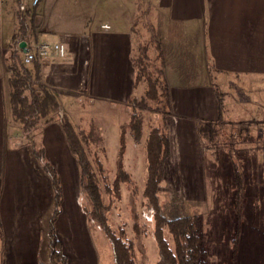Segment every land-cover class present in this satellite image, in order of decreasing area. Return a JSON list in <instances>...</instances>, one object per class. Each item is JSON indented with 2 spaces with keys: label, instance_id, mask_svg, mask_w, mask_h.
<instances>
[{
  "label": "crops",
  "instance_id": "1",
  "mask_svg": "<svg viewBox=\"0 0 264 264\" xmlns=\"http://www.w3.org/2000/svg\"><path fill=\"white\" fill-rule=\"evenodd\" d=\"M40 1L35 6L31 0L28 3L36 11L33 20L37 22ZM8 5L9 0H0V264H49L47 229L54 192L49 174L35 155L39 148L60 178L62 207L54 227L67 264H96L95 245L80 207L78 164L64 133L52 121L32 133L35 145L26 142L9 116L6 78L12 51L21 41L26 48L62 42L63 57L49 49L35 62L22 61L29 77L54 88L61 103L63 97L84 96L124 105L136 91L130 32L134 19L123 28L105 21L87 34L62 33L50 42L20 39L15 43L17 25ZM146 6L151 29L157 30L161 49H166L162 67L172 122L168 123L170 154L164 177L171 174L174 181L202 190L204 153L198 126L218 120L220 114L211 72L221 74L223 80L228 76L264 78V0H146Z\"/></svg>",
  "mask_w": 264,
  "mask_h": 264
},
{
  "label": "rangeland",
  "instance_id": "2",
  "mask_svg": "<svg viewBox=\"0 0 264 264\" xmlns=\"http://www.w3.org/2000/svg\"><path fill=\"white\" fill-rule=\"evenodd\" d=\"M22 1L29 9V0ZM19 2L9 0L7 9L16 25L15 10L19 11ZM37 9L41 17L34 34L28 36L32 43L50 42L62 33L87 34L105 21L123 28L129 19H134L132 25L135 24L138 31H130L133 39L132 59L134 55L140 54L139 47H143L154 65L163 66V51L166 49H161L157 30L151 29V15L146 0H41ZM20 12L27 18L26 10ZM17 55L23 65L21 55ZM211 82L219 100L220 114L215 125L220 135L211 150L206 151L202 147L203 189L174 181L175 176L169 173L164 177L159 192L162 212L167 216L176 213L200 216L202 243L206 251L205 264H264V78L228 76L223 80L221 74L213 71ZM142 91L143 85L137 88L136 93ZM62 103L63 111L72 121L78 123L82 120L85 127L92 122L102 133L112 171L119 161L121 128L128 130L129 108L84 96L63 97ZM162 110L164 112L156 115L144 113L145 130L149 125L162 121L169 129L168 123L172 122L170 107L165 105ZM162 116L164 119L160 118ZM38 130L39 127L34 132ZM124 135L125 164L142 174L140 146L133 143L128 131ZM236 171H239L242 182V190L238 195ZM136 182L135 189L127 185L123 187L122 196L111 203L110 214L113 224L125 223L129 237L135 233L132 229L134 220L137 226H141L143 230L134 242L138 261L140 264H155L156 242L151 233V211L142 207L141 183L138 178ZM196 195L200 197L196 198ZM79 200L82 208V199ZM86 226L90 240L95 245L96 264H116L114 244L106 232L87 218Z\"/></svg>",
  "mask_w": 264,
  "mask_h": 264
},
{
  "label": "trees",
  "instance_id": "3",
  "mask_svg": "<svg viewBox=\"0 0 264 264\" xmlns=\"http://www.w3.org/2000/svg\"><path fill=\"white\" fill-rule=\"evenodd\" d=\"M25 10L27 18L21 10L16 14L18 25L14 34L15 43L20 39L30 41L28 36L34 34L38 27L36 19L33 20L35 9ZM134 26L132 25V29L138 31ZM139 52V55L133 56L132 62L135 69V90L143 85V91L140 94L135 91L124 104L129 108L128 130L121 128L119 161L112 171L99 129L92 122L85 127L82 120L78 123L72 121L66 111H63L56 90L43 84L38 77H29L15 50L12 51L9 65L10 74L6 78L9 116L11 122L19 125L24 140L32 145H35L32 133L38 126L52 121L59 124L78 164L83 211L86 218L103 229L110 242H113L116 264H140L134 242L143 229L134 220L132 229L135 233L133 237H129L125 223L113 224L110 214L112 201L122 196L125 185L135 189L137 178L141 183V205L151 211V233L156 242L155 264H205L206 251L202 243L200 216L190 213L167 216L162 212L159 192L165 179V163L170 154L169 129L162 121L149 125L145 130L144 113L156 115L164 112L162 108L169 106L168 86L163 67L154 65L143 47H139ZM160 118L164 119V116ZM215 124L216 120L202 122L198 126L206 151L211 150L215 142L219 141L220 134ZM125 131H128L133 143L140 146L143 157L142 174L125 164ZM35 155L49 174L54 192V210L47 229L49 264H67V256L54 227L62 200L60 178L54 167L44 159L42 148L36 150ZM235 178L238 195L242 190L239 171H236Z\"/></svg>",
  "mask_w": 264,
  "mask_h": 264
},
{
  "label": "built area",
  "instance_id": "4",
  "mask_svg": "<svg viewBox=\"0 0 264 264\" xmlns=\"http://www.w3.org/2000/svg\"><path fill=\"white\" fill-rule=\"evenodd\" d=\"M39 0H31L32 6H35ZM25 5L22 0L19 2V10H24ZM103 28L108 29V24H103ZM52 49L53 52L58 54L60 57L65 55V45L62 42H56L54 44H48L45 42L37 43L33 48H26L23 51L20 47H16L15 50L17 54L21 55L22 61L24 64L35 62L38 58L45 56L48 53V50Z\"/></svg>",
  "mask_w": 264,
  "mask_h": 264
},
{
  "label": "water",
  "instance_id": "5",
  "mask_svg": "<svg viewBox=\"0 0 264 264\" xmlns=\"http://www.w3.org/2000/svg\"><path fill=\"white\" fill-rule=\"evenodd\" d=\"M18 47H20L23 51L26 50V44L24 41H21L19 44H18Z\"/></svg>",
  "mask_w": 264,
  "mask_h": 264
}]
</instances>
